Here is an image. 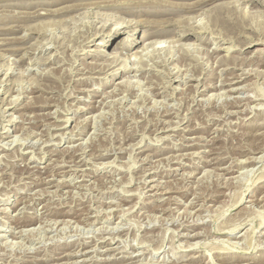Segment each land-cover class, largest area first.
Segmentation results:
<instances>
[{"label":"rangeland","instance_id":"374dc122","mask_svg":"<svg viewBox=\"0 0 264 264\" xmlns=\"http://www.w3.org/2000/svg\"><path fill=\"white\" fill-rule=\"evenodd\" d=\"M263 60L264 0H0V264H264Z\"/></svg>","mask_w":264,"mask_h":264},{"label":"bare ground","instance_id":"6f19581e","mask_svg":"<svg viewBox=\"0 0 264 264\" xmlns=\"http://www.w3.org/2000/svg\"><path fill=\"white\" fill-rule=\"evenodd\" d=\"M147 3V2H146ZM186 3V2H185ZM191 3V2H190ZM263 3V2H262ZM122 4V3H121ZM124 4H126V3H124ZM140 4V3H139ZM199 4V3H198ZM120 5V4H119ZM163 5V4H162ZM183 5V4H182ZM181 5V6H182ZM78 6V5H77ZM125 6V5H124ZM196 6V5H195ZM191 7H192V5H191ZM127 8V7H126ZM225 8V7H224ZM147 9V8H146ZM145 10V9H144ZM164 10V9H163ZM168 10V9H167ZM228 10V9H227ZM57 11V10H56ZM147 12V11H146ZM182 12V11H181ZM164 13V12H163ZM225 18V17H224ZM228 18V17H227ZM247 18V17H246ZM220 19V18H219ZM226 19V18H225ZM113 19L111 18V17H105L104 19H103V24H102V26L101 27H107L108 28V32H109V34H110V38L108 39V40H106V41H104V42H102V43H97V45H101V44H104V46H106V47H108V48H110V51H108V55L106 56V58L105 59H107L108 60V63H109V65H120L119 66V68L120 69H124V70H129L128 69V63H127V60H131V57H129V54H128V52H126L125 54H124V52H122V49H126L127 47H131V48H138L139 46L137 45V39H135V38H133V37H131V35L129 36V32L130 31H123L124 29H126V28H128L129 26H131V25H129L128 26V24H126V25H124V24H119V23H117V22H113L112 21ZM129 21V20H128ZM220 21V20H219ZM130 22V21H129ZM139 22V21H138ZM145 22V21H144ZM133 23V22H132ZM202 23V22H201ZM217 23V22H216ZM157 24V23H156ZM135 25V24H134ZM133 26V25H132ZM151 27V26H150ZM162 27V26H161ZM244 27V26H243ZM159 28V27H158ZM206 28V27H205ZM182 29V28H181ZM203 29H204V27H203ZM202 28H201V30H203ZM132 30V29H131ZM206 30H207V28H206ZM101 32V31H100ZM121 32H122V34H123V32L125 33L124 35H120L121 34ZM165 31H164V29H162V28H159V29H157V31H154V32H152V34H156V35H162L163 33H164ZM186 32V31H185ZM167 33V32H166ZM219 33V32H218ZM222 33V32H221ZM220 33V34H221ZM165 34V33H164ZM183 34V33H182ZM211 34V33H210ZM219 34V35H220ZM118 35V36H117ZM120 35V36H119ZM182 36H184V35H182ZM181 36V37H182ZM180 37V36H179ZM222 37V36H221ZM88 38V37H87ZM226 38V37H225ZM223 39V38H222ZM140 40V39H139ZM85 41V40H84ZM83 41V42H84ZM101 41V40H100ZM136 42V43H135ZM161 42V41H160ZM215 42V41H214ZM236 42V41H235ZM159 43V41H156V42H151V43H146L145 42V40H143V41H141V44H143V47H142V49L141 50H137L133 55H134V57H135V62L134 63H136V64H138V63H140V62H142V60H144V56L146 57H148L149 56V54H150V51H149V47L150 46H153V45H156V44H158ZM190 44V43H189ZM191 45V44H190ZM185 46V45H184ZM189 46V45H188ZM223 46V45H222ZM236 47V46H235ZM162 48V47H161ZM224 48H226V47H224ZM229 49V48H228ZM100 50H102V49H98L97 51H98V53L99 52H101ZM189 50V49H188ZM252 50V49H251ZM147 51V52H146ZM143 52H145V54H143ZM190 52V51H189ZM188 52V53H189ZM257 53V52H256ZM260 53V52H259ZM127 54H128V56H127ZM257 55V54H256ZM96 56V55H95ZM102 56V55H101ZM105 56V55H104ZM187 56V55H186ZM134 59V58H133ZM106 60V61H107ZM85 61V60H84ZM134 61V60H133ZM264 61V60H263ZM128 62H130V61H128ZM224 62V61H223ZM259 63V62H258ZM95 64V63H94ZM102 64V63H101ZM240 64V63H239ZM108 65V64H107ZM216 65V64H215ZM112 66V67H113ZM148 67V66H147ZM118 68V69H119ZM94 69V68H93ZM96 70H97V68H96ZM136 70V69H135ZM258 70V69H257ZM93 71V70H92ZM103 71V70H102ZM108 71V70H107ZM116 71V70H115ZM184 71V70H183ZM247 72V71H246ZM264 72V71H263ZM188 73V72H187ZM230 73V72H229ZM253 73H255V72H253ZM238 74V73H237ZM233 75V77L232 78H237V80L235 81V79H232L231 81H230V83H227L226 81L224 82L223 80V84L222 85H225V84H228V85H232V84H235V83H238L239 81L240 82H242V81H244L245 80V78L244 79H242V74L241 75ZM250 74V73H249ZM259 74V73H258ZM175 75V74H174ZM173 75V76H174ZM261 75V74H260ZM263 75V74H262ZM185 76H187L186 74H185ZM227 76V75H226ZM248 76V75H247ZM191 77V76H190ZM189 77V78H190ZM195 77V76H194ZM216 77V76H215ZM167 78V77H166ZM173 79V78H172ZM181 79V78H180ZM154 80V79H153ZM200 80V79H199ZM138 81V80H137ZM191 81V80H190ZM255 81V80H254ZM124 82V81H123ZM159 82V81H158ZM171 82H172V80H171ZM205 82V81H204ZM260 82V81H259ZM1 83V82H0ZM180 83V82H179ZM200 83H201V81H200ZM255 83V82H254ZM152 84V83H151ZM216 84V83H215ZM247 84V83H246ZM245 83L243 84V86L242 87H239V86H234V87H230L229 88V90L227 91V92H229V93H231L232 91H234V90H237V92L239 91V93H240V91L242 90V89H244L246 86ZM187 85V84H186ZM198 85V84H197ZM227 85V86H228ZM256 85V84H255ZM170 86V85H169ZM249 86V85H248ZM139 87V86H138ZM152 87V86H151ZM220 87V86H219ZM257 87V86H256ZM262 87V86H261ZM188 88V87H187ZM177 89V88H176ZM189 89V88H188ZM191 89V88H190ZM245 90V89H244ZM248 90V89H247ZM73 91H74V89H73ZM116 91V90H115ZM209 91V90H208ZM137 92V91H136ZM242 92V91H241ZM263 92V91H262ZM20 93V92H19ZM160 93V92H159ZM259 94H260V92H259ZM72 95V94H71ZM155 95V94H154ZM161 95V94H160ZM167 95V94H166ZM217 95V94H216ZM229 95V94H228ZM249 95V94H248ZM230 96V95H229ZM68 97V96H67ZM217 97V96H216ZM19 98V97H18ZM18 98H16V99H18ZM175 98V97H174ZM231 98V97H230ZM251 98H253V97H251ZM16 99H14V100H16ZM141 99H142V97H141ZM210 99H211V97H210ZM219 99V98H218ZM247 99H249V98H247ZM238 100V99H237ZM250 100V99H249ZM11 101V100H10ZM160 101V100H159ZM163 102H164V100H162ZM190 101V100H189ZM241 101V100H240ZM8 102V101H7ZM29 102V101H28ZM103 102V101H102ZM166 102V101H165ZM5 103V102H4ZM12 104H14V102H13V100H12V102H11ZM10 103V104H11ZM146 103V102H145ZM219 103V102H218ZM231 103V102H230ZM243 103V102H242ZM247 103V102H246ZM248 103H249V101H248ZM46 104V103H45ZM29 105V104H28ZM31 105V104H30ZM110 105V104H109ZM219 105V104H218ZM237 105H239V104H237ZM255 105V104H254ZM11 106V105H10ZM135 106H137V105H135ZM142 106V105H141ZM77 107V106H76ZM94 107H96V106H94ZM248 107V106H247ZM152 108V107H151ZM259 108V107H258ZM246 109V108H245ZM16 110V109H15ZM82 110V109H81ZM85 110H86V108H85ZM104 110V109H103ZM56 111V110H55ZM236 111V110H235ZM245 111V110H244ZM234 112V111H233ZM50 113V112H49ZM54 113V112H53ZM236 113V112H235ZM253 113V112H252ZM51 114V113H50ZM232 114V113H231ZM96 115V114H95ZM24 116V115H23ZM1 118V117H0ZM13 118V117H12ZM221 118V117H220ZM11 119V118H10ZM57 120V119H56ZM63 120V119H62ZM65 120H67L68 121V119H65ZM162 120V119H161ZM66 121V122H67ZM132 121V120H131ZM136 121V120H135ZM88 123V122H87ZM157 124V123H156ZM100 125V124H99ZM249 125V124H248ZM58 126V125H57ZM6 127V126H5ZM110 127V126H109ZM169 127V126H168ZM172 127H174V126H172ZM164 128V127H163ZM175 128H177L176 126H175ZM175 128H173V129H175ZM168 129V128H167ZM164 130V129H163ZM183 130V129H182ZM176 131V130H175ZM226 131V130H225ZM6 132V131H5ZM4 132V133H5ZM71 132V131H70ZM80 132V131H79ZM137 132V131H136ZM194 132V131H193ZM54 133V132H53ZM57 133V132H56ZM60 134V133H59ZM79 134V133H78ZM2 135V134H1ZM61 135V134H60ZM219 135V134H218ZM17 136V135H16ZM62 136V135H61ZM159 136V135H158ZM168 136V135H167ZM212 136V135H211ZM7 137V136H6ZM142 137V136H141ZM162 137V136H161ZM26 138V137H25ZM63 138V137H62ZM157 138H159V137H157ZM156 138V139H157ZM163 138H164V136H163ZM37 139V138H36ZM89 139V138H88ZM162 139V138H161ZM160 139V140H161ZM189 139V138H188ZM152 140H154V139H152ZM160 140H158V141H160ZM171 140V139H170ZM208 140V139H207ZM49 141V140H48ZM47 140L46 141H44V142H48ZM200 141V140H199ZM205 141V140H204ZM191 142V141H190ZM196 142V141H195ZM198 142V141H197ZM82 143V142H81ZM80 143V144H81ZM139 143V142H138ZM181 143V142H180ZM192 143V142H191ZM201 143V142H200ZM204 143V142H203ZM194 143H192V145H193ZM195 144H198V143H195ZM34 145V144H33ZM40 145V144H39ZM38 145V146H39ZM184 145V144H183ZM187 145H188V143H187ZM191 145V144H190ZM191 145V146H192ZM6 146V145H5ZM137 146V145H136ZM194 146V145H193ZM4 147V146H3ZM74 147V146H73ZM187 147V146H186ZM212 147V146H211ZM34 148V147H33ZM49 148V147H48ZM66 148V147H65ZM72 148V147H71ZM90 148V147H89ZM98 148V147H97ZM239 149H241V148H239ZM4 150V149H3ZM108 151V150H107ZM113 151V150H112ZM35 153V152H34ZM39 153V152H38ZM108 153V152H107ZM132 153V152H131ZM152 153V152H151ZM102 154V153H101ZM130 154V153H129ZM5 155V154H4ZM34 155V154H33ZM49 155V154H48ZM93 156V155H92ZM99 156V155H98ZM132 156V155H131ZM130 156V157H131ZM262 156V155H261ZM39 157V156H38ZM41 157V156H40ZM201 158V157H200ZM213 158V157H212ZM35 159V158H34ZM129 159V158H128ZM114 160V159H113ZM223 160V159H222ZM247 160H249V159H247ZM76 161V160H75ZM135 161V160H134ZM253 161H256V159L254 158V157H252L251 159H250V161H248V162H253ZM100 162V161H99ZM112 162V161H111ZM127 162V161H126ZM246 163H247V161H245ZM103 164V163H102ZM111 164V163H110ZM132 164V163H131ZM207 164V163H206ZM170 165V164H169ZM58 166V165H57ZM150 166V165H149ZM122 167V166H121ZM131 167V166H130ZM153 167V166H152ZM161 167V166H160ZM170 167V166H169ZM226 167V166H225ZM121 170V169H120ZM210 170V169H209ZM234 170V169H233ZM253 170V169H252ZM55 171V170H54ZM226 171V170H225ZM228 171H232V170H230V169H228ZM236 171V170H235ZM248 171V170H247ZM194 173V172H193ZM142 174V173H141ZM243 174V173H242ZM252 174V173H251ZM126 175H127V173H126ZM183 175V174H182ZM191 175V174H190ZM238 175V174H237ZM253 175V174H252ZM220 176V175H219ZM84 177V176H83ZM239 177V176H238ZM72 178V177H71ZM131 178V177H130ZM157 179V178H156ZM220 179V178H219ZM57 180V179H56ZM130 180V179H129ZM143 180V179H142ZM145 180V179H144ZM147 180V179H146ZM162 180V179H161ZM259 180H260V178H259ZM39 181V180H38ZM44 181V180H43ZM126 181V180H125ZM138 181V180H137ZM256 181V180H255ZM46 182V181H45ZM145 182V181H144ZM238 182V181H237ZM131 183V182H130ZM148 183V182H147ZM254 183V182H253ZM240 184V183H239ZM44 185V184H43ZM155 185V184H154ZM160 185V184H159ZM187 185V184H186ZM224 185V184H223ZM229 186V185H228ZM58 187H60V186H58ZM125 187V186H124ZM151 187L152 188H154V186H153V184H151ZM155 187L157 188V185H155ZM160 187V186H159ZM166 189V188H165ZM132 190V189H131ZM135 190H137V189H135ZM141 190V189H140ZM48 191V190H47ZM81 191V190H80ZM121 191H122V189H121ZM124 191V190H123ZM126 191V190H125ZM133 191V190H132ZM144 191V190H143ZM142 191V192H143ZM38 192V191H37ZM55 192V191H54ZM129 192H131V191H129ZM134 192V191H133ZM136 192V191H135ZM145 192V191H144ZM50 193V192H49ZM48 193V194H49ZM119 194V193H118ZM136 194V193H135ZM60 195V194H59ZM132 195H134V194H132ZM138 195V197H139V194H137ZM237 195V194H236ZM242 195V194H241ZM8 196V195H7ZM141 197V196H140ZM194 197V196H193ZM257 197V196H256ZM230 198V197H229ZM117 199V198H116ZM126 199V198H125ZM141 199V198H140ZM157 199V198H156ZM239 199V200H238ZM242 197L241 198H239V196H238V198H237V200L238 201H235V203L236 204H238L240 201H242ZM7 201H8V197H7V199H6ZM6 200H4V201H6ZM140 201V200H139ZM252 201V200H251ZM258 201V203H264V197H262V198H256V202ZM104 202V201H103ZM189 204V203H188ZM252 204V203H251ZM61 205V204H60ZM235 206V205H234ZM66 207V206H65ZM1 208V207H0ZM158 208V207H157ZM168 208V207H167ZM109 209V208H108ZM22 210V209H21ZM110 210V209H109ZM4 211V210H3ZM257 211V210H256ZM74 213V212H73ZM77 213V212H76ZM263 214V213H262ZM76 215V214H75ZM88 215V214H87ZM201 215V214H200ZM263 216V215H262ZM46 217V216H45ZM78 217V216H77ZM153 217V216H152ZM206 218V217H205ZM27 219V218H26ZM42 219V218H41ZM231 219V218H230ZM32 220H33V218H32ZM32 220H30L27 224H30V223H32L31 221ZM17 222V221H16ZM178 222V221H177ZM102 223V222H101ZM120 223V222H119ZM104 224V223H103ZM19 225V224H18ZM196 225V224H195ZM221 225V224H220ZM262 225H264V219L263 218H261L260 219V226H262ZM138 226V225H137ZM161 226V225H160ZM239 226H241V224H237V223H235V224H233L232 225V227H230L229 226V229H228V231L229 232H231V233H233V231L234 230H236ZM42 227V226H41ZM142 227V226H141ZM219 227H221V226H219ZM223 227V226H222ZM225 227V226H224ZM227 227V226H226ZM225 227V229H226V231H227V228ZM34 228V227H33ZM102 228V227H101ZM119 228V227H118ZM117 228V229H118ZM30 229V228H29ZM113 229V228H112ZM220 229H222V228H220ZM249 230V229H248ZM252 230V229H251ZM254 230V229H253ZM32 231V230H31ZM220 231H222V230H220ZM219 231V232H220ZM247 231V230H246ZM245 231V232H246ZM256 231V230H255ZM259 231V230H258ZM17 232V231H16ZM223 232V231H222ZM250 232V231H249ZM27 233V232H26ZM98 233H99V231H98ZM254 234H255V232H253ZM199 234H201L200 232H199ZM243 234V233H242ZM246 234V233H245ZM2 236V235H1ZM196 236L198 237V232H194V234L193 235H189L188 237H191V238H195L196 239ZM244 236V235H243ZM253 236V235H252ZM93 237V236H92ZM107 237V236H106ZM112 238H113V236H111ZM110 237V240H112V238ZM116 238V237H115ZM251 238V237H250ZM249 239V238H248ZM106 240H108V239H106ZM184 240V239H183ZM224 240V239H223ZM231 240V239H230ZM179 241V240H178ZM184 241H186V240H184ZM252 241V240H251ZM107 242V241H106ZM142 242V241H141ZM196 242V241H195ZM233 242V241H232ZM231 242V243H232ZM240 242V241H239ZM86 243V242H85ZM109 243V242H108ZM187 243V242H186ZM188 243H189V241H188ZM188 243H187V247H190V246H194V247H196L197 245H198V242L196 243V246H195V243L194 242H191V243H189V245H188ZM230 243V244H231ZM253 243V242H252ZM141 244V243H140ZM226 244V243H225ZM224 244V245H225ZM241 244V243H240ZM239 244V245H240ZM255 244V243H254ZM222 244H220L219 246L220 247H222V249L224 248L225 249V247L227 248H229V246H227L228 244H226V246L225 247H223V246H221ZM234 245V247H232V248H235V244H233ZM261 245V244H260ZM211 246V245H210ZM255 246H256V244H255ZM87 247V246H86ZM193 247V248H194ZM219 247V248H220ZM246 247V246H245ZM113 248V247H112ZM115 248V247H114ZM113 248V249H114ZM126 248V247H125ZM244 248V247H243ZM109 250H110V248H108ZM215 249H217V248H215ZM116 250V249H115ZM175 250V249H174ZM211 250V249H210ZM217 250H220V249H217ZM226 250V249H225ZM232 250V249H231ZM250 250V249H249ZM85 251H87V250H85ZM111 251H113V250H111ZM229 251V250H228ZM76 252V251H75ZM219 252V251H218ZM123 253V252H122ZM220 253V252H219ZM230 253V252H229ZM228 253V254H229ZM233 253H236V252H233ZM247 253H249V251L247 250V251H244L243 252V254L241 253V255H237V258H231L232 260H231V262H233V261H239V260H249V259H246V258H248L246 255H247ZM70 254H72V253H70ZM223 254V253H222ZM231 254V253H230ZM195 255V254H194ZM227 255V254H226ZM261 255H263V254H261ZM223 256V255H222ZM232 256H233V254H232ZM255 256V255H254ZM257 256V255H256ZM260 256V255H259ZM110 257V256H109ZM112 257V256H111ZM198 257V256H197ZM236 257V256H235ZM263 257V256H262ZM65 258V257H64ZM219 258V257H218ZM225 258V257H224ZM223 257H222V259H224ZM249 258L250 259H255L253 256H249ZM258 258V257H257ZM264 258V257H263ZM57 259V258H56ZM107 259V258H106ZM109 259V258H108ZM111 259V258H110ZM113 259H115L114 257H113ZM134 259V258H133ZM228 260H229V258H227ZM259 259V258H258ZM36 260V259H35ZM84 260V259H83ZM262 260V259H261ZM94 261V260H93ZM102 261V260H101ZM105 261V260H104ZM114 261V260H113ZM116 261H117V259H116ZM127 261V260H126ZM252 261V260H251ZM254 261H257V259H255ZM37 262V261H36ZM66 262V261H65ZM95 262V261H94ZM115 262V261H114ZM136 262V261H135ZM228 262V261H227ZM258 262V261H257ZM73 262H71V264H72ZM77 263V262H76ZM106 263V262H105ZM259 263V262H258ZM106 264H109V261H108V263H106ZM207 264V263H206ZM247 264H250V262L249 263H247Z\"/></svg>","mask_w":264,"mask_h":264}]
</instances>
